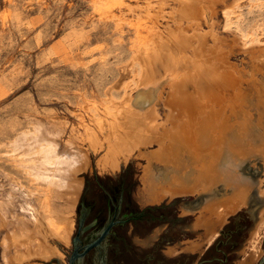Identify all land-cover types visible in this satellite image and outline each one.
Here are the masks:
<instances>
[{"label":"bare ground","instance_id":"6f19581e","mask_svg":"<svg viewBox=\"0 0 264 264\" xmlns=\"http://www.w3.org/2000/svg\"><path fill=\"white\" fill-rule=\"evenodd\" d=\"M176 1L177 8L172 4L170 9L176 13L169 14L175 23L168 25L170 20H166L168 24H162L167 25L162 30L158 12L152 13L155 7L146 0L151 9L145 6V11L155 25L134 49L133 59L140 64L136 79L139 89L135 93L126 91L122 100L101 108V113L98 108L99 117L90 118L94 125H84L86 129L79 136L87 150L80 148L75 157L66 158L57 153L54 143L39 147L38 168L42 170L37 178L60 188L56 194L63 198L65 207L41 209L38 205L41 210H36L26 199L22 210H26L29 222L18 217L13 230L0 213V226L8 228L2 241L7 264H36L33 258L48 260L60 254L51 242L52 236L69 244L72 213L83 183L78 172L88 166L90 150L100 153L97 163L102 171L119 170L134 156L145 158L143 202L203 194L197 224L208 230L207 242L214 239L229 215L248 205L252 189L264 201V179L254 182L241 168L252 157H258L264 165V78L257 79L253 73L258 58H264V48L254 54L252 72L245 74L232 64L229 49L215 28L206 31L201 26V19L207 20L206 15L214 12L220 0ZM239 1L232 0L224 7L226 16ZM160 106L165 111L163 116ZM157 166L167 169V174ZM259 216L262 218L250 239L253 250L264 233V205ZM13 247L15 253L10 255Z\"/></svg>","mask_w":264,"mask_h":264},{"label":"rangeland","instance_id":"374dc122","mask_svg":"<svg viewBox=\"0 0 264 264\" xmlns=\"http://www.w3.org/2000/svg\"><path fill=\"white\" fill-rule=\"evenodd\" d=\"M143 1L0 0V213L7 217L10 230L16 228L17 219H20L18 217L22 216L29 222L26 210H22L26 199L28 203L32 202L30 204L36 210L40 209L39 206L41 209L65 207L63 198L56 194L60 188L37 178L42 170L38 168L41 160L39 147L51 142L62 157H75L78 149L87 150L82 146L79 136L87 126L94 125L93 117H99L101 108L111 106L113 101L122 100L126 91L135 93L139 89L136 83L140 64L133 59L134 49L138 41L155 25L145 9H151L152 5L155 7L151 12H158L159 28L164 30L167 25L162 24L175 23L170 18L176 13L170 10L172 4L174 9L177 8L176 0H166V3L165 0H159L160 3L151 0V6L146 0ZM231 1H218L214 12L208 11L210 14L206 15L207 20L205 17L201 19V26L206 31L215 28L221 42L229 49L231 63L237 65L238 69L240 67L245 74H250L254 54L259 48H264V0H240L226 16L224 7ZM156 7H160V11ZM258 59V66L253 73L255 78L260 79L264 78V58ZM160 107L163 116L165 111ZM252 111L256 115L257 111ZM90 151L87 152L88 166L78 172V176L83 177V183L72 213L74 224L69 244L52 236L51 242L61 253L48 260L33 258V263H70L83 196L90 182L104 176L121 175L122 167L126 168L129 162L122 164L119 170L102 171L97 163L100 153ZM130 162L133 179L137 178L131 189L132 197L140 209L147 204H155L141 199L145 158L134 156ZM157 167L163 175L167 174V169ZM241 168L254 182L264 179V165L258 157L246 159ZM253 191L256 192L255 188ZM190 195L196 197L199 194ZM171 200L165 199L164 202L169 203ZM263 205L264 202L258 208V216ZM200 206L189 208L176 203L180 209L177 215L192 214L191 229H203L197 231L196 235L164 243L166 247H161V251L166 256L181 251H198L187 263L197 264L206 247L216 240L225 223L231 220L227 218L218 228V234L208 243L205 239L208 230L197 224ZM8 228L0 226V264H7L3 242ZM253 233L244 240L241 255L233 258L232 264L259 263L264 255V233L257 250H253L250 243ZM14 253L13 247L10 255ZM261 264H264V259Z\"/></svg>","mask_w":264,"mask_h":264},{"label":"water","instance_id":"95a60500","mask_svg":"<svg viewBox=\"0 0 264 264\" xmlns=\"http://www.w3.org/2000/svg\"><path fill=\"white\" fill-rule=\"evenodd\" d=\"M136 181L137 178L133 179V168L129 161L126 168L122 167L121 175L104 176L90 182L83 196L73 237L70 264H148L147 261H140L137 255L151 254L152 243L158 241L157 239H162L160 248L166 247L164 243H171L187 235H196L197 231L203 229H191L192 214L179 216L177 212L180 209L176 207V203H181L189 208H197L204 200L203 194L196 197L190 194L177 195L169 203H165L167 196L160 204H147L140 209L131 195ZM263 202L253 191L248 205L228 216L231 220L221 229L226 236L232 234L234 240L227 248L232 253L227 264H232V259L241 255L244 240L253 233L262 218L258 216V208ZM149 205L162 206L146 209ZM113 215L114 218L111 219ZM82 242L84 244L80 245ZM135 243L142 244L144 248L134 251L132 245ZM159 253L165 255L162 251ZM197 253L198 251L185 252L177 264H187ZM215 254L214 247L206 249L199 261ZM263 259L264 255L258 264ZM152 263L156 264L154 261Z\"/></svg>","mask_w":264,"mask_h":264},{"label":"flooded vegetation","instance_id":"af4514ba","mask_svg":"<svg viewBox=\"0 0 264 264\" xmlns=\"http://www.w3.org/2000/svg\"><path fill=\"white\" fill-rule=\"evenodd\" d=\"M114 218V215L111 217V219ZM242 225L240 226V229H242ZM221 237H218L216 241L213 243H210L206 248L211 249L215 248L216 254L215 256H211L208 258L203 257L198 264H227L230 260L231 254L227 250L228 247L232 245L234 240L232 239L233 235H224L223 233L220 235ZM158 241L152 243V253L149 255H137L138 259L147 261L148 264H151L153 261L156 262V264H165L167 262L177 264L180 263V260H182V256L185 254V252H180L178 254L173 255L172 257H167L165 255H161L159 251H161L160 244L162 242V239H157ZM84 242H82L80 245H83ZM212 246V247H211ZM132 247L133 250H141L143 247L142 244H133ZM89 251L85 253L84 258L88 255ZM159 253V254H158ZM162 256V257H160ZM70 264V263H69ZM103 264V263H102ZM153 264V263H152Z\"/></svg>","mask_w":264,"mask_h":264},{"label":"trees","instance_id":"16d2710c","mask_svg":"<svg viewBox=\"0 0 264 264\" xmlns=\"http://www.w3.org/2000/svg\"><path fill=\"white\" fill-rule=\"evenodd\" d=\"M162 205H149L146 207V209H156V208H159L161 207Z\"/></svg>","mask_w":264,"mask_h":264}]
</instances>
